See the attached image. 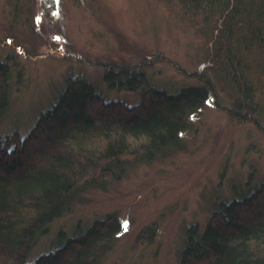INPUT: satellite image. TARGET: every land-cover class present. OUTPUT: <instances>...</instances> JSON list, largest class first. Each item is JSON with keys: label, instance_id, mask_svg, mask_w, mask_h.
Listing matches in <instances>:
<instances>
[{"label": "rangeland", "instance_id": "374dc122", "mask_svg": "<svg viewBox=\"0 0 264 264\" xmlns=\"http://www.w3.org/2000/svg\"><path fill=\"white\" fill-rule=\"evenodd\" d=\"M223 32L217 12L180 0H0V59L11 66L1 135L24 137L67 77L91 81L103 101L138 103L140 90L107 87L108 67L141 65L150 85L169 91L212 86L177 149L81 193L38 238L29 262L57 246L59 230L77 235L114 213L122 225L98 264H178L188 226L203 228L217 202L264 183V58L246 52L255 109L242 115L223 67ZM257 202L250 214H264V192Z\"/></svg>", "mask_w": 264, "mask_h": 264}, {"label": "trees", "instance_id": "16d2710c", "mask_svg": "<svg viewBox=\"0 0 264 264\" xmlns=\"http://www.w3.org/2000/svg\"><path fill=\"white\" fill-rule=\"evenodd\" d=\"M180 1L217 12L225 46L218 44L235 105L242 115L253 112L252 62L246 52L264 58V0ZM10 72L8 60L0 59V121L9 106ZM103 80L110 89L140 90V101L131 106L103 101L91 81L67 77L24 137L17 130L0 134V264H98L122 225L114 213L77 235L59 230L54 249L27 259L51 222L81 193L106 189L133 163L177 149L212 91L208 80L174 91L150 85L141 65L108 67ZM263 192L261 183L239 198L220 200L203 228L188 226L178 264H264V214H250L260 207Z\"/></svg>", "mask_w": 264, "mask_h": 264}, {"label": "snow or ice", "instance_id": "6c2138e0", "mask_svg": "<svg viewBox=\"0 0 264 264\" xmlns=\"http://www.w3.org/2000/svg\"><path fill=\"white\" fill-rule=\"evenodd\" d=\"M12 151V149H9V152H11Z\"/></svg>", "mask_w": 264, "mask_h": 264}]
</instances>
